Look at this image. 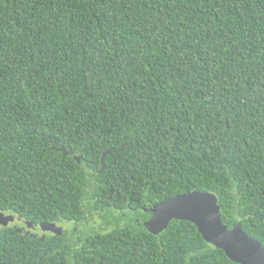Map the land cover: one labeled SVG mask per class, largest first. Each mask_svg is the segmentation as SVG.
<instances>
[{"label": "trees", "instance_id": "trees-1", "mask_svg": "<svg viewBox=\"0 0 264 264\" xmlns=\"http://www.w3.org/2000/svg\"><path fill=\"white\" fill-rule=\"evenodd\" d=\"M193 192L264 249V0H0V264H237Z\"/></svg>", "mask_w": 264, "mask_h": 264}, {"label": "water", "instance_id": "water-1", "mask_svg": "<svg viewBox=\"0 0 264 264\" xmlns=\"http://www.w3.org/2000/svg\"><path fill=\"white\" fill-rule=\"evenodd\" d=\"M172 220L192 222L208 244L222 250L237 264H264V249L242 230L237 219H232L229 225L223 224L221 203L213 194L193 192L163 201L153 208L148 230L159 234ZM14 221V216L0 213V225L8 226ZM27 225L36 227L33 223ZM41 229L56 235H62L64 231L55 223H44Z\"/></svg>", "mask_w": 264, "mask_h": 264}, {"label": "flooded vegetation", "instance_id": "flooded-vegetation-1", "mask_svg": "<svg viewBox=\"0 0 264 264\" xmlns=\"http://www.w3.org/2000/svg\"><path fill=\"white\" fill-rule=\"evenodd\" d=\"M70 224V223H69ZM69 224H67V225H69ZM26 225H27V221H25V220H17L16 221V226H18V227H20V228H24V227H26ZM57 226H59V227H62V226H60V225H58V224H56ZM63 229H64V231H67L66 230V228H64L63 227ZM36 232L37 234H42V235H44L43 233H42V231H41V227H35V228H32V230L31 231H27V232ZM63 231V232H64ZM52 233V232H51ZM52 234H54V233H52Z\"/></svg>", "mask_w": 264, "mask_h": 264}, {"label": "rangeland", "instance_id": "rangeland-1", "mask_svg": "<svg viewBox=\"0 0 264 264\" xmlns=\"http://www.w3.org/2000/svg\"><path fill=\"white\" fill-rule=\"evenodd\" d=\"M100 221V220H99ZM101 223V221H100ZM60 226L64 227V228H67L69 225H67L66 223H63L61 224ZM71 226V224H70ZM90 228H92V223L89 224V226H86V229L89 230ZM91 230V229H90Z\"/></svg>", "mask_w": 264, "mask_h": 264}]
</instances>
